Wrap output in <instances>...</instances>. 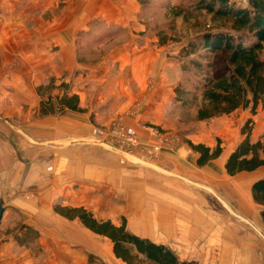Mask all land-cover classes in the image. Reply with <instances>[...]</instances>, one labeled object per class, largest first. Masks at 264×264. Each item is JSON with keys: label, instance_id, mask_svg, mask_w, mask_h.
<instances>
[{"label": "crops", "instance_id": "1", "mask_svg": "<svg viewBox=\"0 0 264 264\" xmlns=\"http://www.w3.org/2000/svg\"><path fill=\"white\" fill-rule=\"evenodd\" d=\"M66 2L70 3L69 9L55 14L61 0L0 1V203L5 210L6 206L20 207L22 224L39 233L36 241L29 245H22L15 237L25 234L27 228L1 235L0 264H88L90 254L101 257L105 264H127L113 252L111 238L92 231L74 213L71 215L75 218H70L56 211V204L64 209L81 206L71 201L61 204L59 195H53L55 189L44 190L43 172L47 164L43 163V151L59 153L56 143L68 141L83 145L97 139L104 132L100 123L120 114L132 132L148 136L142 119L157 121L176 101L180 69L174 62H165L162 46L155 45L157 40L146 35L140 12L132 8L143 0ZM72 11L78 12L71 15L72 21L66 20ZM101 26L117 31L115 37L126 34L127 40L110 48H97L96 53L86 51L83 36L94 33ZM112 40L110 37L109 42ZM172 67L170 77L166 69ZM65 93L78 96L80 111L38 116L49 96L58 106V100ZM108 99L111 108L105 111L102 104ZM257 110L254 114L251 108H238L225 114L242 111L246 115L243 120L229 121L231 127L225 125L219 129L225 137L220 134L214 141L192 140L215 148L218 140H228V136L232 139L222 142L219 158L200 168L210 167L214 174L227 173L225 163L244 139L243 128L251 118L252 140L264 137V104ZM207 120L210 119L199 122L204 124ZM176 143L179 145L177 151L193 155L197 165L198 155L187 147L179 134ZM171 155L167 150L162 159L172 162ZM27 158H32L31 164L27 163ZM184 164L175 162L182 174L186 173ZM252 172L260 175L251 186L264 178V166ZM252 172L243 171L237 175L251 176ZM31 174L34 177H30ZM156 243L165 244L164 241Z\"/></svg>", "mask_w": 264, "mask_h": 264}, {"label": "rangeland", "instance_id": "2", "mask_svg": "<svg viewBox=\"0 0 264 264\" xmlns=\"http://www.w3.org/2000/svg\"><path fill=\"white\" fill-rule=\"evenodd\" d=\"M66 1L61 0L55 14L69 9L70 3ZM235 1L245 7L249 3L248 0ZM187 3L188 0H143L132 7L140 12L146 35L157 40L155 45L162 46L164 61L179 66L181 79L183 72L177 59L180 47L207 30L231 28L228 22L214 19L203 10L190 13L186 9L180 15L181 6L186 7ZM76 12H69L66 20L72 21L71 15ZM115 32L113 28L101 26L83 36L84 49L96 53L97 48H110L127 40L126 34L115 37ZM110 37L113 40L109 42ZM220 66L218 63L217 67ZM172 69H166L170 77ZM188 86L193 88L194 83ZM102 105L105 111L111 108L109 99ZM189 105V102L181 106L173 101L167 114L157 121L143 118L141 122L149 132L145 137L132 132L120 114L104 119L100 123L103 135L86 144L56 143L59 153L43 151V163L47 164L43 172L44 190L55 189L53 195H59L61 204L71 201L87 208L98 219L118 223L124 219L129 231L155 242L164 241L181 259L195 260L197 264H264V223L260 218L261 208L253 201L251 193V182L260 174L252 172L251 176L236 177L225 172L214 174L210 167L197 166L193 155L184 150L180 154L176 143L177 134L187 147L188 140L214 141L221 134L220 128L229 127V121L243 120L246 115L240 111L202 124ZM132 107L136 108L134 103ZM117 122L124 123L142 143L160 145L158 155L151 156L139 147L124 145L112 130ZM227 138L222 142H231L230 136ZM167 150L174 163L162 159ZM31 161L32 158H27V163ZM175 162L186 166L185 174L178 170ZM33 183L36 185L35 180ZM22 212L18 206H6L0 237L20 228Z\"/></svg>", "mask_w": 264, "mask_h": 264}, {"label": "trees", "instance_id": "3", "mask_svg": "<svg viewBox=\"0 0 264 264\" xmlns=\"http://www.w3.org/2000/svg\"><path fill=\"white\" fill-rule=\"evenodd\" d=\"M248 2L245 7L235 0H188L186 7L180 8V15L186 9L190 13L203 10L231 26L230 30L219 27L203 32L181 46L177 55L183 79L175 89L176 101L181 106L189 102V107L195 110L200 121L231 114L238 108H251L256 114L259 105L264 104V0ZM218 63L222 66L217 67ZM192 82L193 88L188 86ZM58 101L57 106L49 96L38 115H64L67 110H81L77 95L65 93ZM252 130L251 118L244 125V139L225 163L226 172L231 176L264 166V137L253 141ZM187 143L198 155L199 167L219 158L223 150L221 140H218L215 148L191 140ZM251 187L252 199L261 207L260 218L264 223V178L253 182ZM55 209L66 217H79L95 233L111 238L113 252L127 264H197L195 260L181 259L164 243H156L129 231L124 219L121 225H116L110 220H97L87 208L64 209L56 206ZM24 228H27V232L15 237L22 245H29L36 241L39 233L25 224L19 230ZM88 264L105 263L90 254Z\"/></svg>", "mask_w": 264, "mask_h": 264}, {"label": "built area", "instance_id": "4", "mask_svg": "<svg viewBox=\"0 0 264 264\" xmlns=\"http://www.w3.org/2000/svg\"><path fill=\"white\" fill-rule=\"evenodd\" d=\"M113 133L121 140V142L124 145H130L134 147H139L143 151L145 150L146 153H148L151 156H157L161 146H153L151 144H145L142 143L136 135L131 133L129 129H126L124 123L122 122H117L114 124L113 128Z\"/></svg>", "mask_w": 264, "mask_h": 264}, {"label": "water", "instance_id": "5", "mask_svg": "<svg viewBox=\"0 0 264 264\" xmlns=\"http://www.w3.org/2000/svg\"><path fill=\"white\" fill-rule=\"evenodd\" d=\"M5 211L6 210H5L4 206H3V204L0 203V223H1L2 219H3Z\"/></svg>", "mask_w": 264, "mask_h": 264}]
</instances>
